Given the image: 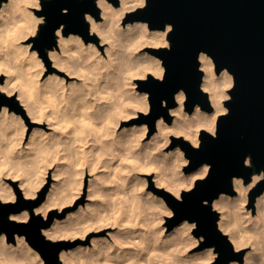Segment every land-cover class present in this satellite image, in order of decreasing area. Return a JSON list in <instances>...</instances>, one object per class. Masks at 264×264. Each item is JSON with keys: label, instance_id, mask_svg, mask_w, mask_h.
<instances>
[{"label": "bare ground", "instance_id": "bare-ground-1", "mask_svg": "<svg viewBox=\"0 0 264 264\" xmlns=\"http://www.w3.org/2000/svg\"><path fill=\"white\" fill-rule=\"evenodd\" d=\"M34 3L35 0H7L1 4L0 55L2 54L3 60L1 61V57L0 62H4L7 77L0 87L7 89L3 91L6 93L19 90L18 96L24 105L26 116L38 121L51 120L49 124H53L55 128L63 125L67 118L65 122L73 125L65 123L64 127L69 128V125L73 127H70V132L65 133H70L66 136L69 139L68 145L64 143L62 147L63 141L55 133L57 129L48 132L49 130L35 127L28 141V152L25 150L26 156L23 155L25 154L23 151V154L19 155L21 150L17 151L18 154L13 151L25 136L26 116L5 105L2 106L0 197L7 198L13 194L16 198L19 196V187L17 191V187L15 189L6 184L5 180L3 181L5 176L13 178L22 176L20 185L26 184L36 196L46 179L47 170L58 161L55 162L57 167L55 166L54 173L59 178L57 177V183L52 185L43 202L49 206L48 213L56 205L62 207L80 195L87 172L93 175L92 179L90 178V187L88 186L89 195L93 198L86 207H80L70 214L68 223L64 222L65 219L63 222L56 219L46 229L56 237L80 234L83 238H88V233L93 229L103 227L114 229L108 236L93 237L91 244H79L71 249H62L61 259L65 264H159L164 259H169L170 264L210 263L214 259L206 254L205 249L193 255L185 254L187 249L198 241L192 236L189 238L184 235L185 220L177 224L171 232L166 233L165 225L161 224L163 216L155 215L158 217V220L155 218L157 220L155 222H159L157 223L159 226L155 224L158 227L152 229L154 223L153 225L150 223L149 226L152 225L150 229L149 226L146 227L148 220L145 225L143 218L146 215L144 212L148 214V211H144V207L150 210L155 208L152 209L154 213L156 209L158 212L165 210L166 205L165 207L162 205L163 208L159 206L161 203L165 204L164 199L147 191L144 187L145 177L138 178V175L155 170L156 187L165 185L173 192L180 193L186 186L194 185L196 180L204 175L197 169L185 175L181 173V166L188 159L185 156L181 157L175 153L176 151L165 152L164 146L174 135H182L191 142L199 143L201 129L216 133L218 117L227 110L224 100L229 97L228 89L234 84L233 74L227 68L217 72L214 58L206 51H202L200 54L201 67L204 69L202 86L209 93L214 109L208 111L197 104L198 107L189 112L185 107V93L184 98L177 97V106L170 107L173 120L168 121L164 115L160 116L157 119L158 131L146 140L144 138L149 130L147 122L140 125L125 124L122 125V129H119V124L126 118L139 114L143 116L150 110V92L142 91L138 87L139 80L149 74L159 77L162 68L165 72V66L160 57L143 48L170 45L168 34L172 25L168 24L165 29H152L147 21L124 22L131 11L145 4V0H120L118 5L110 0H98L97 5L101 7L103 19H98L92 13L90 15L93 18L91 29H95L92 33L98 35L100 41L87 40L81 33L65 34L63 30L64 42L53 50L55 56H50L60 73L52 72L42 79L41 73L44 70L42 60L28 59V56L37 50L31 49L30 41L25 45L22 43L39 25L36 19L41 15L39 17L34 15ZM105 43L108 45L103 53L101 50L103 48L99 45ZM14 57L20 58L15 64L12 62ZM72 75H77L78 78L74 82H69L68 78ZM18 81L20 82L17 83ZM44 101L48 108V103L54 102L61 110L57 108V111L52 107L55 109L53 111L51 108L54 114L52 111V114H49L45 110ZM60 103L63 107H60ZM56 111L61 112V115L64 112V116H67L64 117L65 120L58 114L60 119L55 114ZM64 127L62 126L64 129L62 132L67 130ZM47 137L49 141H46ZM58 137L61 140L57 139ZM90 140L92 143H89ZM9 142L11 146H16L9 149L12 148ZM64 142L67 143V140ZM7 143L10 147L6 146ZM88 143L90 147L87 146ZM4 145L8 148L4 149ZM65 145L67 148H64ZM12 152L18 158H15ZM12 156L17 161L20 158V164L16 160L17 163L14 164L13 160V164H9L12 163ZM62 158L68 159L60 161ZM69 162L71 167L66 166ZM7 163L12 167L7 166ZM16 164H19L16 166L18 169L14 168ZM232 180L236 189L249 185L242 176H234ZM235 181H243V184H236ZM251 191L252 188L243 198L240 197L239 191L236 196L224 192V198H215L212 204L221 209L219 226L228 234L235 249L251 246L245 257L250 256L254 264H258L261 255H264V197H260V194L257 196L255 203L257 213L253 214L252 208L246 205ZM188 222L191 223L189 220ZM18 241L20 245L17 246L18 255L20 254V258L22 256L21 260L26 254V249L32 250L37 258L40 257L24 235H19ZM11 245L13 244L6 243L5 234L0 236V263L1 261L15 263V259H18V255L15 257L16 252L13 255L10 252L13 249ZM163 248L168 251L167 255L162 254ZM159 251L163 257L165 255L169 257L159 261L161 260ZM166 251L163 253H167ZM30 255L28 257H34ZM25 259L27 260V257ZM163 263L164 261L160 264ZM234 264L244 262L234 259Z\"/></svg>", "mask_w": 264, "mask_h": 264}, {"label": "water", "instance_id": "water-1", "mask_svg": "<svg viewBox=\"0 0 264 264\" xmlns=\"http://www.w3.org/2000/svg\"><path fill=\"white\" fill-rule=\"evenodd\" d=\"M3 1L7 0H0V7ZM110 1L116 5L120 3V0ZM69 3L72 7L71 14L67 17L61 16V6H68ZM91 3L92 0H49L46 8L49 14V27L42 32L40 26L37 35L39 38H33L34 47H40L43 53L45 46H51L54 42L51 32L63 20H68L71 28L69 31L66 26L65 34L81 33L89 39L83 30L77 31V29L82 27V11ZM41 8H43V0H41ZM36 12L42 15L41 9H36ZM90 13L97 18L101 17V8L97 3L90 8ZM127 19L147 21L152 29H165L168 24L172 25L168 34L170 45L150 47V51L163 61L166 83L159 84V77L153 74L139 80L140 89L150 92L151 111L147 115L144 114V117L149 120L152 130L156 128L160 116L164 115L168 121L172 120V115L160 108L159 98L167 97L178 86H183L185 89V106L189 112L195 108H190L188 105V87L193 89L197 104L208 111L214 109L209 93L202 86L204 77L200 60L202 51H206L214 58L217 72L227 68L234 76V84L229 89L231 98L225 100L228 111L221 113L217 120L215 133L217 138H213L212 132L203 128L199 134V143L203 149L195 154L193 161L185 151L190 159L186 167L187 171L197 169L201 161L214 162L211 179L200 185L198 178L193 187L184 190L182 196L189 190L193 193L185 194L186 199L183 204L171 199V191L164 188L158 191L173 209L174 214L170 217L171 227L188 217L198 218L200 227L195 233L197 235H200V232L207 233L201 248L216 244L217 251L223 247L224 254L232 256L233 259H242L243 252H234L231 239L219 227V211L213 208L211 215L202 206L201 200L211 193L218 194L221 191L234 194L232 180L234 176H242L246 182L250 181L249 170L242 166V158L246 153L253 152L255 158L264 163V0H151L150 7L144 5L133 10ZM87 28L90 30V25ZM173 35L175 44H173ZM35 39H37L36 45ZM169 46L174 49L172 53L167 52ZM3 78L4 76H0V81ZM8 102L17 106L16 102L13 103V98L0 92V108L3 103ZM177 103L176 99V102L171 103L169 107L176 106ZM173 139L184 149L185 137L173 136ZM209 165L211 172L212 165L211 163ZM197 186H199L198 191H196ZM261 191H264V183L257 184L251 192L252 203ZM20 196L21 191L17 203H20ZM41 197L44 199L45 191L37 199L40 202L43 200ZM215 198L209 200V203L212 204ZM8 203L11 204L12 201ZM53 219L54 216L51 214L46 223L37 221L25 228L17 229L7 222L6 210L0 209V233L5 231L9 240H15L16 234L25 235L30 244L43 255L46 264H50L51 257L58 255L69 244L59 240V246L53 248L39 238L38 225L43 223L47 228L52 224ZM225 239L227 243H224ZM58 264H64L59 256ZM209 264H217V260L214 259Z\"/></svg>", "mask_w": 264, "mask_h": 264}, {"label": "rangeland", "instance_id": "rangeland-1", "mask_svg": "<svg viewBox=\"0 0 264 264\" xmlns=\"http://www.w3.org/2000/svg\"><path fill=\"white\" fill-rule=\"evenodd\" d=\"M41 3V2H40ZM145 4H143V5H141V6H139V7H142V6H144ZM100 7V6H99ZM101 8V7H100ZM36 9L37 8H33V12L35 13L34 15H36V17H39L40 15L39 14H37V12H36ZM132 12V11H131ZM128 18V16H126L125 17V20H124V22L126 21V22H128V21H131V20H128L127 19ZM98 19H103V17H102V14H101V17L100 18H98ZM40 26L41 25H38L37 26V29H36V31H35V33H36V36L39 34V31H40ZM90 30H91V24H90ZM91 35L92 36H94V35H96V34H93L92 32H91ZM97 36V38H94V37H92V39H87V40H93V41H95V42H98V41H100V37L98 36V35H96ZM33 36L32 35H30L29 36V38H27V39H25V40H23L22 41V43L25 45V44H27V43H29V41L31 42V49H36V47H34V40H33ZM86 38V37H85ZM97 40V41H96ZM169 42H170V40H169ZM108 45V44H107ZM107 45H106V43L105 44H103V45H99L101 48H103V49H101V50H103V53H104V51H105V49H106V47H107ZM58 46H59V44L57 45V47L56 48H58ZM144 50H149L150 51V47H146V48H143ZM37 51H39L38 49H36ZM1 57H2V54L0 55V59H1ZM39 58H40V61L43 63L42 65H43V67H44V70L42 71V73H41V77H42V79L43 78H46L50 73H52V72H59L60 73V70H58L57 68H56V66H54V60L50 57V56H45L44 55V53H42V52H40L39 53ZM3 60V57H2V59H1V61ZM0 63H2V62H0ZM4 63V62H3ZM2 63V64H3ZM2 64H0L1 65V67H0V76H4V78H3V80L2 81H0V84L1 83H3L5 80H6V77H7V73H6V71H5V65L2 67ZM41 65V66H42ZM4 69V71H3V69ZM202 68V67H201ZM2 69V70H1ZM203 69V68H202ZM204 70V69H203ZM64 74V72H61V74ZM148 77V75L147 76H144V77H141V79H144V78H147ZM77 75H72L71 77H69L68 78V81L69 82H74V81H76L77 80ZM20 81H18L17 83H19ZM139 86V88H140V83L138 84ZM230 89V88H229ZM229 89H228V92H229ZM142 91H147V90H143V89H141ZM0 92H2V93H4V94H6V95H8V93H6V92H3V91H0ZM19 90L18 89H16V90H14V92H12V95L10 96L11 98H13V103L14 102H16L17 103V106H14V105H12L10 102H8V103H3L2 104V106H7L9 109H12V110H14V111H16V112H18V113H21V114H23V116H26V110H25V108H24V105L21 103V99L19 98ZM228 98H231V94H230V92H229V97ZM227 98V99H228ZM226 99V100H227ZM46 102H49V101H46ZM45 103V101L43 102V104ZM46 104V103H45ZM49 104H51V105H49ZM41 106H42V104H40ZM55 106V104H54V102H52V103H48V106H49V108L47 107V104H46V108H45V110H46V112H48L49 114H52L53 113V111L55 110V109H53V108H56V110L58 111V109H60L61 110V108H59L58 106L56 107H54ZM57 105H58V103H57ZM177 105H178V103H177ZM176 105V106H177ZM224 105L227 107V105L225 104V100H224ZM2 106H1V108H0V111L2 110ZM18 106L19 107H21V108H18ZM51 106V107H50ZM43 107V106H42ZM53 107V108H52ZM60 107H63V104L62 103H60ZM186 107V106H185ZM43 108V109H44ZM51 108L53 109V111L51 110ZM58 108V109H57ZM59 110V111H60ZM51 111H52V113H51ZM56 111V113L55 114H59V115H61L60 113H58ZM151 111V108H150V110L145 114V115H147L149 112ZM227 111H228V107H227ZM25 112V113H24ZM224 113V112H223ZM54 114V113H53ZM64 112H62V115L61 116H63V117H61V118H63V120H65L64 119V117L66 118L67 116H64ZM58 115V117L60 118V116ZM172 115V114H171ZM51 116V115H50ZM54 116L52 115V117L51 118H53ZM56 118V117H55ZM60 118V119H61ZM127 119V120H126ZM125 120H122L121 122H120V124H119V129H122V127L125 125V124H135V125H140V124H142V123H145V122H147V124H148V126H149V130H148V132H147V135L145 136V138L144 139H146V140H148V139H150L152 136H153V134L154 133H156L157 131H158V127H157V122H156V128L154 129V130H152V128H151V126H150V123H149V120L147 119V118H145L144 117V115L142 116L141 114H139V115H137V116H135V117H130V118H126ZM63 120L61 121V123L63 122ZM66 120H67V118H66ZM65 120V121H66ZM172 120H173V115H172ZM171 120V121H172ZM51 121V120H50ZM49 121V122H50ZM63 122V125L62 124H60L59 126H56V127H58V128H55L54 126H53V124H49V122H48V120H43V121H38V120H34V119H32V117H28V116H26L25 117V124H26V126H27V130H26V133H25V136H24V138H23V140L21 141V143L19 144V145H12L13 147L14 146H16V147H14V151L13 150H11V151H13L14 153H16V154H18V152L17 151H20L19 152V155H21L20 153H22L23 154V152L25 153V150H26V153L28 152L27 151V149H28V146H29V144H28V141L30 140V135H31V133H32V131L35 129V127H38V128H43V129H45V130H49L48 132H50L52 129L55 131L56 129H57V131L55 132L56 133V135H59V137L62 139H59V137L57 138V139H59V140H61V141H63L62 143H61V147L63 146L62 144H67L68 145V138L66 137V136H68L70 133H68V132H70V129L73 127V126H71V125H69V128H68V126L65 128L64 127V124L66 123V122ZM48 123V124H47ZM69 123V122H68ZM68 123H66L65 125H67ZM59 124V123H58ZM58 124H56V125H58ZM69 124H72V123H69ZM73 125V124H72ZM123 125V126H122ZM60 126H61V128H60ZM62 126L65 128V129H67V130H65V132H62V130L64 131V129L62 128ZM71 127V128H70ZM55 128V129H54ZM69 129V130H68ZM52 130V132H54ZM66 131H68L67 132V134H65L66 133ZM61 133V134H60ZM199 134H200V132H199ZM27 135V136H26ZM152 135V136H151ZM174 136H176V135H174ZM178 136H182V135H178ZM66 137V138H65ZM184 137V136H183ZM49 137H47V139H46V141L48 140L49 141V139H48ZM63 138H65V140H63ZM67 140V143L66 142H64V141H66ZM45 141V140H44ZM45 141V142H46ZM199 142H200V138H199ZM13 143V142H12ZM89 143H92V141L90 140V142ZM87 144V146L88 147H90L89 145L90 144ZM8 144V143H7ZM9 144H10V142H9ZM9 144L8 145H6V146H8V147H10L11 146V144H10V146H9ZM177 144H179V146H180V148H181V150H184L182 147H181V145H180V143H176L175 141H174V139H173V137H171V139H170V141H169V143L167 144V145H165L164 147V151L165 152H170V151H175V148L177 147ZM60 145V144H59ZM67 145H65L64 146V148H67ZM5 146V145H4ZM6 146L4 147V149H7L6 148ZM11 146V147H12ZM13 147L12 148H9V149H13ZM69 147V146H68ZM17 148V149H16ZM19 148H21V149H19ZM23 148H25L24 150H22ZM16 149V150H15ZM8 151V150H7ZM23 151V152H22ZM12 152V153H13ZM14 153H13V155H14ZM26 153L25 154H23V155H25L26 156ZM175 153H178V152H175ZM16 154L14 155V157L16 156ZM179 154V153H178ZM177 154V155H178ZM12 155V154H11ZM9 157V156H8ZM20 157V156H19ZM185 157L188 159V161H187V163H185V164H183L182 166H181V173H183L184 175L186 174V173H188V172H191V171H187L186 170V167H187V165L189 164V161H190V159L186 156V154H185ZM12 158H13V156H12ZM15 158H18V156H16ZM25 158V157H24ZM23 158V159H24ZM67 159L68 158H66V160H64L63 158L60 160V161H67ZM71 159V158H70ZM68 160V161H70L71 162V160ZM14 160V164H15V162L17 161V159H12L11 160V162ZM16 160V161H15ZM19 161V162H18ZM18 163L20 164V162H21V160H20V158L18 159ZM8 162H10V161H8ZM16 162V163H17ZM56 163H58V161H55ZM53 163L51 166H50V168L47 170V173H46V179H45V181H44V183H43V185L41 186V188L39 189V191H38V193H37V195H36V199H38L40 196H41V193L43 192V191H45V197H44V199L40 202V204H43V202L46 200V198H47V193H48V191H50V189H51V187H52V185L53 184H56L57 183V177L55 176V169H56V167H57V165H55L56 163ZM70 162L69 163H67V165L66 166H69V164H70ZM9 164H13V162L12 163H9ZM8 163H7V166H10ZM19 164H16L15 166H14V168L15 169H18V167H16V166H18ZM66 164V163H65ZM56 166V167H55ZM61 166H63L62 164H61ZM10 167H12V166H10ZM69 167H71V165L69 166ZM21 171V170H20ZM54 173V174H53ZM89 175V176H88ZM91 172H87L86 174H85V177H84V182H83V188H82V191H81V193H80V195L73 201V202H69V203H65V204H63L62 205V207H60V205H56L53 209H52V211L50 212V213H48V218H49V216L51 215V214H53V216H54V219H53V222H52V224L55 222V220L56 219H58L60 222L62 221H64V219H65V221L64 222H67V221H69L68 219H69V215L70 214H72V213H74V211H77L80 207H86L87 206V204H88V202H90L91 200H92V198H93V196L92 197H90V195H89V187H90V180L92 179V177H93V175H92V177H91ZM55 176V177H54ZM139 176L140 177H145V179H146V183H145V185H144V187H145V189L147 190V191H151L153 194L155 193V195H157V196H160V197H162L163 199H164V202H165V204H163V203H161L159 206L161 207V208H163V207H165L164 205H166V207H165V210L164 209H162V210H160L159 212L161 213V214H159V212L157 211V209H156V211L153 213V210L155 209H153V208H151V210H152V212H151V214H150V212H149V210H150V208H147V207H144V211L146 210V211H148V214L146 213V212H142V215L144 214L145 215V218H143L144 219V224H145V222L147 223V225H146V227L147 226H149V224L151 223L152 225H153V223H154V228H153V226H152V229H155L156 227H158L159 226V224H157V223H159V222H155V221H157L158 219V217L160 216V215H162L163 216V218L164 219H162L161 220V224L164 226V232H171V230L175 227H171L170 226V217L171 216H169L167 213H168V211H172V213L174 214V212H173V209H172V207L167 203V201L165 200V198H164V196L163 195H161L160 193H159V191H158V189H160V188H164V189H167V190H169V191H171L172 193H173V191L171 190V189H169V188H166L165 187V185H157V187H156V178H155V176H156V171L155 170H152V171H149V172H143L142 174L140 173V175H138V178H139ZM22 176H18V178L16 177V178H13V177H11V176H5V177H3V181L6 183V184H10L11 186H13V187H15V189H16V187H17V191H18V187H19V190L21 191V193H22V191H23V189H21L20 188V182H21V178ZM201 177V176H200ZM59 178V177H58ZM91 178V179H90ZM137 178V177H136ZM137 178V179H138ZM86 180V181H85ZM245 181V180H244ZM245 183H250V181L249 182H246L245 181ZM89 186V187H88ZM194 185H191V186H186L184 189H183V191L184 190H188V189H190L191 187H193ZM257 186V185H256ZM255 186V187H256ZM254 187V188H255ZM234 188H235V186H234ZM254 188H252V191H253V189ZM182 191V192H183ZM251 191V192H252ZM182 192H181V195H182ZM251 192H250V194H251ZM236 194H239L238 193V190L235 188V193L234 194H231V195H235L236 196ZM250 194H249V199H248V201H247V203H246V205H247V207L248 208H252V212H253V214L255 213H257V210H256V205H255V203H256V198H257V196H256V198H255V200H254V202L252 203L251 202V199H250ZM1 198V197H0ZM18 199H19V197L17 196V198H16V202L18 201ZM8 201H11V200H8ZM162 205H163V207H162ZM146 208V209H145ZM161 208H159V209H161ZM213 208L214 209H216L217 211H219V213H220V215H221V209H219V208H217V207H214L213 206ZM148 209V210H147ZM150 210V211H151ZM164 210V211H163ZM167 211V212H166ZM159 214V215H158ZM143 215V216H144ZM155 215H157L158 217L156 218V216ZM142 216V217H143ZM153 216V217H152ZM146 217H148L149 219H150V221H149V219L148 218H146ZM157 220H156V219ZM61 219V220H60ZM153 220V221H152ZM68 223V222H67ZM51 224V225H52ZM63 224H66V223H63ZM142 224V223H141ZM155 224L156 225H158V226H155ZM50 225V226H51ZM49 226V227H50ZM151 226H149V229H150V227ZM166 227V228H165ZM220 227V226H219ZM48 228V227H47ZM148 228V227H147ZM220 229L224 232V233H226L225 231H224V229L223 228H221L220 227ZM114 229L112 228V227H103V228H101V229H93V230H91L89 233H88V238H83V236L82 235H80V234H78V235H76V236H60V237H57V239H58V241L59 240H61V241H65V242H68L69 244H67L68 246H65L63 249H71V248H74V247H76V246H78L79 244H91V240H92V238L93 237H98V236H102V235H104V236H108L109 235V233H111L112 231H113ZM110 231V232H109ZM150 231V230H149ZM168 232V233H169ZM3 234H5V241H6V243H10V244H13V245H11V246H13V247H11V248H13V249H11L10 250V252L12 253V255L14 254V252H16V256L15 257H17V255H18V252H19V250H18V248H17V246L19 247L20 245H18L19 244V241H18V236H19V234H16L15 235V240H9L8 239V235H7V233L5 232V231H2L1 233H0V236H2ZM191 236L194 238V240L196 239V240H198L197 242H196V244H193L192 246H190L188 249H187V251L185 252V254L187 255V254H191L192 253V255L193 254H195L196 252H198V251H202V250H204V249H206L207 247H205V248H201V246H202V242L204 241V240H201L200 239V235H197L196 233H195V230H193L192 231V234H191ZM24 237H25V239L28 241V239L26 238V236L24 235ZM28 243L30 244V242L28 241ZM30 246L31 247H33V248H35L34 246H32L31 244H30ZM14 247L16 248V251H14ZM235 248V247H234ZM251 246H249V245H246V246H244L243 248H239L238 249V251L239 252H243L242 253V259H238L237 258V260H240V262L242 263V262H244V258H245V254L247 253V252H249L251 249ZM36 249V248H35ZM166 248H163V251H166L165 250ZM12 250H13V252H12ZM37 251H38V257L40 256L42 259H40V257L39 258H37L36 257V255H34V253H33V251L32 250H30L31 251V253H30V251H28L27 249H26V254L25 255H23V261L21 260V258H22V256H21V258H20V254L18 255V259L20 260V262H19V260L18 259H15V263H14V261H12L11 263H9V264H35V262L34 261H36L37 263L39 262V260H41L42 261V263H38V264H46V262H45V259H44V257H43V255L40 253V251L38 250V249H36ZM168 250V249H167ZM163 251H161L162 252V254L164 255V254H168V251H166L167 253H163ZM160 251L158 252V254L159 253H161ZM27 253H30V254H32V255H30V254H27ZM169 253H170V250H169ZM162 254H159L158 256L160 257V259L161 260H159V261H162L165 257H166V255L163 257V255ZM184 253H183V256L185 255ZM27 255V256H26ZM33 256L34 255V257H28V256ZM162 256V257H161ZM27 257V260L25 259ZM168 257H169V255H168ZM168 257H166V258H168ZM31 260H29V259ZM33 258H36L35 260L33 259ZM32 259L34 260V261H32ZM1 260V259H0ZM60 260L65 264V262L60 258ZM16 261L18 262V263H16ZM27 261H28V263H27ZM164 261V263L163 264H167L168 262V264H170V261H169V259H167V260H163ZM162 261V262H163ZM167 261V262H166ZM213 261V260H212ZM211 261V262H212ZM4 262V261H3ZM2 261H1V263L0 264H8V263H3ZM26 262V263H25ZM162 262H159V264L160 263H162ZM209 264V263H208Z\"/></svg>", "mask_w": 264, "mask_h": 264}, {"label": "clouds", "instance_id": "clouds-1", "mask_svg": "<svg viewBox=\"0 0 264 264\" xmlns=\"http://www.w3.org/2000/svg\"><path fill=\"white\" fill-rule=\"evenodd\" d=\"M49 0H43V8H41L40 0H35L34 7L37 9H41L42 15L36 19V23L41 25V31L44 32L48 30L49 27V14L48 11H46V8L48 6ZM96 3H98V0H92L91 5L82 11L81 15V28L77 29V31H84V34L88 36L89 39H92L91 32L95 31V29L89 30L87 28L88 25L92 23V15H90V8L93 7ZM151 0H145V7H150ZM72 7L69 3L68 6H61L60 8V15L61 16H69L71 14ZM67 26V30L71 31V28L69 27V21L63 20L59 23L58 27H54V29L51 32L52 37L54 38V42L51 43V46H45L43 48V53L45 56H55V52L53 51L58 44H63V35L62 32L65 30ZM146 27V25H145ZM175 32H173L174 34ZM31 35L35 38H39L36 36L35 31L31 33ZM79 39V37H76ZM37 39H35V45L37 43ZM173 44H175L174 35H173ZM39 51H33L30 56H28L29 60H37L39 58V53L42 51L40 47H36ZM174 51L172 46H169L167 48L168 53H172ZM25 55L27 53L25 52ZM19 57H14L12 62L15 64L19 61ZM170 71V66H169ZM233 72H235L233 70ZM236 73V72H235ZM237 78V74H236ZM158 83L163 85L166 83V76L164 74L163 68L161 69V72L159 74ZM237 87V86H236ZM0 91H7V89L0 87ZM235 92V89H234ZM12 95L11 92H8V97ZM185 96V89L183 86H178L177 88H174L170 95L167 97L161 96L159 98V106L161 109H163L166 113L171 114L172 109L169 107L171 103H175L177 97L184 98ZM187 97H188V105L190 108H196L198 107L196 97L193 93V89L191 87L187 88ZM7 98V97H6ZM145 99H147V96H145ZM230 102V101H229ZM227 112V110H225ZM159 123V121H157ZM213 138H217L215 135V132L212 133ZM206 140L204 141L205 144ZM184 150H181L179 144H177V147L175 148V151L179 153L181 157L185 156V151L188 153V157L192 159V161L195 159V154L200 152L203 148L200 143H197L195 141L189 142L188 138L185 137L183 141ZM187 163V160L185 161ZM211 163V172H209V164ZM242 166L249 170L248 172V179L251 181L249 185L246 188H240L237 189L240 193V197L243 198L246 196L247 191L251 190V188L255 187L257 184L264 183V163L259 162L256 158L253 152L246 153L244 157L242 158ZM198 171H201L204 175L200 177L199 184L207 183L209 179H211V174L214 171V162L212 161H201L197 167ZM206 176V179H205ZM236 184H243V181H235ZM21 189H23L21 196H20V203L16 202V196L15 194L7 197V198H0V209L6 210L7 215V222L9 224H13L17 229L25 228V226H29L30 224L36 223L37 221H43L44 223L48 220V212H49V206L47 203L40 204V201L36 199L35 193L32 190L28 189V186L26 184L20 185ZM199 190V186L196 187V191ZM191 194L193 193L191 190L185 192V194ZM185 194L182 196L180 192H173L171 194V199L175 201L178 204H183L185 202L186 196ZM151 195V194H150ZM225 193L223 191L217 193H211L207 196V198H202L201 204L204 208L208 210V212L212 215L213 213V205L209 203V200H211L213 197H216L217 199H223ZM260 197H264V191H261ZM43 199V197H41ZM8 200H11L12 203L9 204ZM173 207L176 209V207L173 205ZM169 216H172L173 213L171 211H168L167 213ZM191 220V223L188 222V220ZM184 225L186 227V231L184 232L185 236H188L191 238V233L193 230H198L200 227V220L198 218L193 219L192 217H188L184 221ZM207 235L206 232H200V239L205 240V236ZM38 236L39 238L49 246L53 248H57L59 246L60 241H58L57 237L52 235L50 231H48L44 226L43 223L38 225ZM159 241L157 240V243ZM224 243H227V239H225ZM217 245L216 244H210L206 249V254L212 258L217 260V264H234V259L232 256L224 254L223 247L220 248V251H216ZM186 250V249H185ZM238 251V248L234 250ZM58 256L59 258H62L63 253H58V255H53L50 259V264H58ZM244 264H254L253 260L250 258V256H246L244 258ZM258 264H264V255H261Z\"/></svg>", "mask_w": 264, "mask_h": 264}]
</instances>
